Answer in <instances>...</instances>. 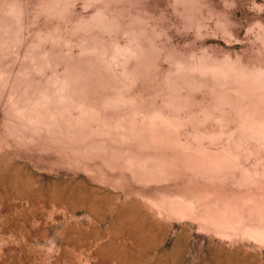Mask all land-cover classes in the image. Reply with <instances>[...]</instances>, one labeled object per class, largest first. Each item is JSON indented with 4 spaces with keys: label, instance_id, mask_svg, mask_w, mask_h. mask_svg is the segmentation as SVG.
I'll use <instances>...</instances> for the list:
<instances>
[{
    "label": "clouds",
    "instance_id": "obj_1",
    "mask_svg": "<svg viewBox=\"0 0 264 264\" xmlns=\"http://www.w3.org/2000/svg\"><path fill=\"white\" fill-rule=\"evenodd\" d=\"M21 158L264 232V0H0V166Z\"/></svg>",
    "mask_w": 264,
    "mask_h": 264
},
{
    "label": "rangeland",
    "instance_id": "obj_2",
    "mask_svg": "<svg viewBox=\"0 0 264 264\" xmlns=\"http://www.w3.org/2000/svg\"><path fill=\"white\" fill-rule=\"evenodd\" d=\"M118 195L27 158L0 166V264H264L253 228L197 232L164 189Z\"/></svg>",
    "mask_w": 264,
    "mask_h": 264
},
{
    "label": "bare ground",
    "instance_id": "obj_3",
    "mask_svg": "<svg viewBox=\"0 0 264 264\" xmlns=\"http://www.w3.org/2000/svg\"><path fill=\"white\" fill-rule=\"evenodd\" d=\"M252 235L255 237L256 240L264 242V232H261L255 228L251 229Z\"/></svg>",
    "mask_w": 264,
    "mask_h": 264
}]
</instances>
